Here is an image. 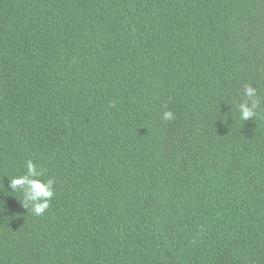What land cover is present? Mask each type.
<instances>
[{
    "label": "trees",
    "instance_id": "trees-1",
    "mask_svg": "<svg viewBox=\"0 0 264 264\" xmlns=\"http://www.w3.org/2000/svg\"><path fill=\"white\" fill-rule=\"evenodd\" d=\"M0 264H264V0H0Z\"/></svg>",
    "mask_w": 264,
    "mask_h": 264
},
{
    "label": "clouds",
    "instance_id": "clouds-1",
    "mask_svg": "<svg viewBox=\"0 0 264 264\" xmlns=\"http://www.w3.org/2000/svg\"><path fill=\"white\" fill-rule=\"evenodd\" d=\"M244 95L251 100V104L247 100L239 105L240 117L247 121L250 117L257 115L255 109L258 107L259 100L257 99V89L251 85L247 86ZM164 119H172L173 113L171 110H166L163 113ZM27 172L24 175L11 178L9 188L16 190L23 189V198L20 200L23 207L30 209L36 216H42L50 207L51 200L54 196L55 180L48 178L41 180L37 178L41 173L37 169V164L33 160H28L26 164ZM27 202H25V198Z\"/></svg>",
    "mask_w": 264,
    "mask_h": 264
}]
</instances>
